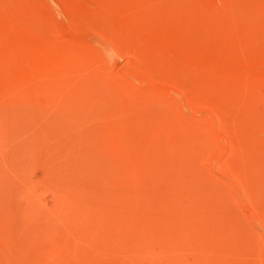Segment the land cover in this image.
<instances>
[{
  "label": "rangeland",
  "instance_id": "rangeland-1",
  "mask_svg": "<svg viewBox=\"0 0 264 264\" xmlns=\"http://www.w3.org/2000/svg\"><path fill=\"white\" fill-rule=\"evenodd\" d=\"M0 264H264V0H0Z\"/></svg>",
  "mask_w": 264,
  "mask_h": 264
},
{
  "label": "bare ground",
  "instance_id": "bare-ground-1",
  "mask_svg": "<svg viewBox=\"0 0 264 264\" xmlns=\"http://www.w3.org/2000/svg\"><path fill=\"white\" fill-rule=\"evenodd\" d=\"M113 61H116V60H114V58H113ZM115 63V62H114ZM112 64V63H111Z\"/></svg>",
  "mask_w": 264,
  "mask_h": 264
}]
</instances>
